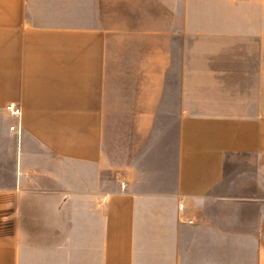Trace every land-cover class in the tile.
I'll use <instances>...</instances> for the list:
<instances>
[{
    "label": "crops",
    "instance_id": "0c3cea01",
    "mask_svg": "<svg viewBox=\"0 0 264 264\" xmlns=\"http://www.w3.org/2000/svg\"><path fill=\"white\" fill-rule=\"evenodd\" d=\"M0 264H264V0H0Z\"/></svg>",
    "mask_w": 264,
    "mask_h": 264
},
{
    "label": "built area",
    "instance_id": "2783aa9c",
    "mask_svg": "<svg viewBox=\"0 0 264 264\" xmlns=\"http://www.w3.org/2000/svg\"><path fill=\"white\" fill-rule=\"evenodd\" d=\"M5 109L9 113H11L13 116H15L20 121V118H21V115H22V108L19 105H16L14 103H8L5 106ZM11 129L12 130H17L19 132L20 131V126H19V124L18 125H13V126H11ZM179 209L181 211L184 210V203L183 202L180 203ZM188 222L192 223L193 220L189 219Z\"/></svg>",
    "mask_w": 264,
    "mask_h": 264
}]
</instances>
